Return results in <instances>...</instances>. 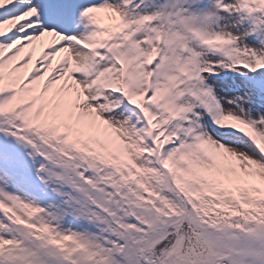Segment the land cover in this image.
<instances>
[{
    "label": "snow or ice",
    "instance_id": "obj_1",
    "mask_svg": "<svg viewBox=\"0 0 264 264\" xmlns=\"http://www.w3.org/2000/svg\"><path fill=\"white\" fill-rule=\"evenodd\" d=\"M76 2L0 0V264H264V0Z\"/></svg>",
    "mask_w": 264,
    "mask_h": 264
},
{
    "label": "rangeland",
    "instance_id": "obj_2",
    "mask_svg": "<svg viewBox=\"0 0 264 264\" xmlns=\"http://www.w3.org/2000/svg\"><path fill=\"white\" fill-rule=\"evenodd\" d=\"M81 3L82 0H77L69 7L77 10ZM44 12L49 17L47 9ZM45 163L47 162L37 155L31 146H26L13 138H6L0 134V176L3 177V180H0V185L7 191L19 194L26 199L39 198L38 202L47 205L55 198L38 179V175L47 177L49 173L37 172L39 165ZM47 166L52 167L51 164ZM8 167H12L14 170L10 171ZM52 182L55 183V181Z\"/></svg>",
    "mask_w": 264,
    "mask_h": 264
},
{
    "label": "bare ground",
    "instance_id": "obj_3",
    "mask_svg": "<svg viewBox=\"0 0 264 264\" xmlns=\"http://www.w3.org/2000/svg\"><path fill=\"white\" fill-rule=\"evenodd\" d=\"M55 26V25H54Z\"/></svg>",
    "mask_w": 264,
    "mask_h": 264
}]
</instances>
